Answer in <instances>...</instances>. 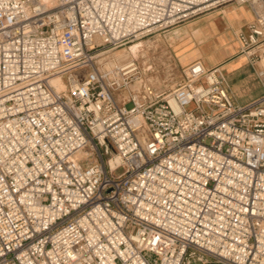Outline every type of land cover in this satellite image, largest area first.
Segmentation results:
<instances>
[{
  "label": "built area",
  "instance_id": "1",
  "mask_svg": "<svg viewBox=\"0 0 264 264\" xmlns=\"http://www.w3.org/2000/svg\"><path fill=\"white\" fill-rule=\"evenodd\" d=\"M232 3L247 105L111 57ZM0 264H264V0H0Z\"/></svg>",
  "mask_w": 264,
  "mask_h": 264
},
{
  "label": "crops",
  "instance_id": "2",
  "mask_svg": "<svg viewBox=\"0 0 264 264\" xmlns=\"http://www.w3.org/2000/svg\"><path fill=\"white\" fill-rule=\"evenodd\" d=\"M248 5L228 4L192 21L187 26L194 40L186 62L201 61L206 67L221 66L237 103L247 105L263 94V88L247 60L239 55L238 34L253 20Z\"/></svg>",
  "mask_w": 264,
  "mask_h": 264
},
{
  "label": "rangeland",
  "instance_id": "3",
  "mask_svg": "<svg viewBox=\"0 0 264 264\" xmlns=\"http://www.w3.org/2000/svg\"><path fill=\"white\" fill-rule=\"evenodd\" d=\"M211 11L189 19L182 25L172 27L165 32L145 39L141 44H131L117 49L111 53L113 54L111 57L121 55L124 52H128L129 57H138L144 79L156 89L170 90L183 77V73L189 65L192 64L185 61L186 55L191 53L194 47V40L190 37L191 31L187 24ZM123 60L125 59L120 61ZM131 107L132 104H127V108ZM123 171L122 168L117 170L116 175L122 174Z\"/></svg>",
  "mask_w": 264,
  "mask_h": 264
},
{
  "label": "bare ground",
  "instance_id": "4",
  "mask_svg": "<svg viewBox=\"0 0 264 264\" xmlns=\"http://www.w3.org/2000/svg\"><path fill=\"white\" fill-rule=\"evenodd\" d=\"M127 51V50H126ZM122 53V52H121ZM130 53V52H129ZM142 56H145V55H142ZM116 58L118 61L122 60V59H128L130 58L129 55H128V52H124L123 54L121 55H116ZM112 64V63H111ZM56 86L59 88V89H62L63 88V84L61 83L60 80H56L55 82Z\"/></svg>",
  "mask_w": 264,
  "mask_h": 264
}]
</instances>
